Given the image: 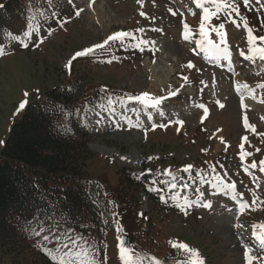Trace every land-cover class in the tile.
Returning <instances> with one entry per match:
<instances>
[{
	"label": "rangeland",
	"instance_id": "rangeland-1",
	"mask_svg": "<svg viewBox=\"0 0 264 264\" xmlns=\"http://www.w3.org/2000/svg\"><path fill=\"white\" fill-rule=\"evenodd\" d=\"M34 1L36 5L32 14L39 24L33 29L31 39L27 40L29 46L23 47L20 41H4L0 45L5 53L0 56V150L30 100L41 98L47 87L68 78L67 65L76 52L102 44L116 32L133 33L134 38L128 37L127 41H134V48L140 43L136 49L145 54L143 61L134 66L124 62L121 66L83 64L81 69L85 70V76L76 78L86 82L98 80L117 89L131 90L135 94L147 92L153 97L166 99L159 108L136 100H129L119 107L89 106L84 113L91 134L87 144L96 157L89 161L88 170L95 177H102L112 197L120 200V188L122 191L124 188L119 168L141 171L163 165L165 168H171L173 164L180 167L185 162L194 163L201 159L203 152L214 157L227 150L225 165L218 169L224 173L225 183L236 184L235 193L228 189L219 193L220 188L215 187L217 171L206 173L198 188L189 185L188 178L193 179L190 173H175V180L170 176L177 187L170 188L169 194L182 193L181 200L187 199L196 215L188 213L170 217L164 212L159 220L155 215L160 226L154 235L157 240L151 238L157 241L153 257L162 264H172L176 259L182 264L188 254L172 247L171 241L196 249L204 264H247V247L253 249L251 255L258 257L253 264H264V251L253 236V225L264 224V204L260 203L264 200V172L259 170V162L264 161V147L258 145V141L264 138V88L259 87L264 84V60L250 58L248 32L241 20V16L246 17L253 23V28L257 26L264 35V0H251L250 8H245L243 0H235L241 16L233 13V18L240 27L231 23L223 12L206 25L211 38L219 42V36L211 32V28L225 23L230 61L209 55L196 44L200 39L199 27L204 12L196 6L195 0H144L143 6L137 0H72L71 4L69 0ZM205 7L214 11L211 3H205ZM78 9L83 11L77 17L75 12ZM243 9L250 13L247 15ZM185 23L193 34L188 41L182 35ZM130 25L134 28L128 29ZM248 25L251 27L249 22ZM241 51L246 52V57L240 54ZM117 55L108 54L111 57ZM190 61L194 68L187 67ZM224 61L230 63L231 69ZM185 76L187 81L183 79ZM245 83L253 93L243 88ZM238 84L240 91H237ZM173 92L177 94L169 95ZM242 97L249 101L242 100ZM24 101L27 104L20 109ZM250 101L256 103L257 109L251 107L253 103ZM221 104L224 107H220ZM199 105L208 109L207 114ZM245 117L256 131L245 126ZM178 121L188 124L189 128L178 129L182 125ZM197 123H205L209 133L196 131ZM242 151L251 155L241 160ZM165 159H169L168 163ZM253 162L257 163L256 168L250 167ZM184 184L188 187H183ZM253 193L260 198L254 205ZM234 195L236 199H233ZM141 197L142 205L131 202L134 207H131L129 217L125 215L126 218L119 221L122 233L116 231L118 219L113 218L114 214L122 216L121 209L117 208L111 214L108 239L112 247L106 249L108 254H118L119 239L124 233L129 234L128 246L132 236L145 239L143 230L146 225L140 218L151 213L154 206L146 195ZM242 200L251 205L243 213L240 209ZM209 202L210 208L203 206ZM249 210L257 218L256 222L251 221ZM166 223L169 224L168 232ZM239 234L247 240V245H240ZM43 235H34L33 240L39 246L43 243ZM94 242L97 259L103 264H122L119 256L110 258L105 254L102 247L105 238Z\"/></svg>",
	"mask_w": 264,
	"mask_h": 264
},
{
	"label": "trees",
	"instance_id": "trees-1",
	"mask_svg": "<svg viewBox=\"0 0 264 264\" xmlns=\"http://www.w3.org/2000/svg\"><path fill=\"white\" fill-rule=\"evenodd\" d=\"M0 5H3L0 7V45L4 41H20L13 37L25 38L23 34L29 25L32 29L38 26L32 14L34 0H0ZM243 10L247 15L250 13ZM249 23L253 28V23ZM253 32L261 36L257 26ZM127 39L123 43L110 41L90 56L73 60L68 78L48 87L42 99L30 102L23 117L13 125L0 150V264H54L33 240L32 230H39L36 220L45 227L58 222L61 232L75 229L92 241L105 238L102 243L105 254L117 258L119 250L117 255L106 251L112 247V243L106 241L109 213L119 208L124 217H129L134 207L131 202L136 201L141 206L143 192L151 196L154 209L140 218L146 225L145 239L132 236L130 247L140 256L153 257L157 246L154 235L160 226L155 215L159 220L164 212L171 217L187 211V208L181 211L177 199L167 195V186L156 180L145 181L130 169L122 168L118 173L124 195L116 203L112 192L103 186V178L95 177L88 170L89 161L96 155L87 144L91 134L83 124L85 108L92 103H108L109 98L113 101L127 99L131 94L108 88L114 86L98 80L86 82L76 77L85 76V70L81 69L83 64L99 67V61H103L113 47L120 48V51L114 49L119 57H113L119 61V66L127 63L134 49V41ZM258 143L264 147V138ZM207 163H217V160L207 159ZM166 227L168 232L169 224L166 223ZM146 262L150 261L144 259L143 264Z\"/></svg>",
	"mask_w": 264,
	"mask_h": 264
},
{
	"label": "snow or ice",
	"instance_id": "snow-or-ice-1",
	"mask_svg": "<svg viewBox=\"0 0 264 264\" xmlns=\"http://www.w3.org/2000/svg\"><path fill=\"white\" fill-rule=\"evenodd\" d=\"M69 3L71 4L72 0H69ZM137 3L143 6L144 0H137ZM205 3H211L212 5H214V11L205 7ZM195 4L198 8L203 9L204 12L203 22L200 24L199 27L200 39L196 41V44L199 46L201 51H204L205 53L215 56L217 58L223 57L224 59L230 61L231 53L229 51V48L227 47V33L225 30V23H220L218 26H212L211 28V32H215L216 35L219 36V42L211 38L210 31L206 27V25L211 22V19L213 17L218 19L219 14L223 12L225 17L228 18L231 23H233L236 27H240V24L233 18V13L236 16H241L239 5L235 2V0H195ZM243 4L245 8H250L251 0H243ZM0 7H3V5H0ZM73 7H75L74 4ZM169 10L171 11V9ZM82 11L83 9H78L75 12V15L78 17ZM140 14L142 16H146V13L144 12H141ZM173 15H175V13H173ZM241 20L243 21L244 28L247 29L248 32V43L250 45L249 52L251 53L250 58L255 59L258 57L264 60V35H254L253 29L248 25L247 18L241 16ZM61 27H63L62 24ZM33 31L34 30L32 29L31 25H29L28 31L24 32L23 34L24 37H31L33 35ZM139 31H143V29H140ZM50 34L51 32H49V35ZM182 35L183 39L186 41L192 38L193 34L191 33V29L189 28V25L187 23L184 24V31ZM126 37H133V33L124 31L116 32L113 35H110L102 44H96L93 47L85 48L82 51L76 52L75 55L68 62L67 67L69 68V71L71 70L72 60H75L79 57L90 56L95 52L96 49L104 48L105 45H108L110 41H120L121 43H123ZM13 38L19 39L23 47L27 48L29 46L25 38ZM257 41H259L260 43L258 44ZM40 42L43 43V39H41ZM221 45H224V47H221ZM135 47L139 48L140 43H137ZM193 51H195V48L193 49ZM4 54V50L0 49V56H3ZM240 54L245 55L243 51H241ZM108 63H111V61H108ZM187 67L194 68L195 65L190 61ZM183 79L187 81L188 77L185 76L183 77ZM240 87L241 86L238 84L237 91H240ZM259 87L264 88V84L259 85ZM243 88H246L249 90L250 93H253V90L246 83L243 85ZM176 94L177 93L173 92L169 95ZM25 95H27V93ZM127 99L139 101L142 104L152 108H159L163 101L166 99V97H153L149 93L145 92L138 96H128ZM114 103L115 101H113L111 98L108 99L109 106L113 105ZM26 104L27 101L22 102L19 106L20 109H23ZM199 107L204 108L205 113L207 114L208 109L205 108L204 105H199ZM220 107H224V105L221 104ZM178 123L183 124V121H178ZM160 126L163 127V125ZM245 126L251 127L252 131H255V128L248 124L247 117H245ZM244 139L247 140V137H244ZM240 147L241 149H243L244 145L241 144ZM257 151L259 150L257 149ZM249 155L251 154L242 151L241 160H244L245 157ZM259 164L261 165L259 170L264 172V161H260ZM192 167V165H187L183 169V171L188 172ZM250 167L256 168L257 163H251ZM213 171H215V167H213ZM245 171H248V167H245ZM166 174L172 176L173 180H175V176L173 175L171 170H166ZM215 179L217 180V184L215 185V187L220 188L221 190L228 189L231 190L233 193L236 192L235 183H225L223 177L219 175H217ZM169 187L176 188L177 184L170 183ZM183 187H188V185L184 184ZM239 195L243 196V193H240ZM173 199L176 198L173 197ZM233 199H236V195L233 196ZM257 200H260V198L256 196L255 193H253L252 204H256ZM165 203H167V201H165ZM260 203L264 204V200H260ZM186 206H191L190 202L187 199L184 200L183 204H177V207H179L181 211H185ZM203 206L210 208L211 203L209 202L207 204H204ZM248 207H251V205H249L247 201L242 200L240 203L241 213H243L245 208ZM141 215L143 214L141 213ZM113 218L115 219V214ZM36 224L39 230L33 229L32 231L36 236H41V234L44 233V235L42 236L43 243L40 244V247L45 252V254L50 257L54 264H103L102 260L97 259L96 243L90 238L85 237L82 233H77L75 229H65L63 232H61L59 230L58 222L50 227H45L44 224L39 220H36ZM257 228H259L260 231H255ZM253 229V236L260 245V249L264 251V224L253 225ZM116 231L118 233L123 232V228L120 225L119 220L116 221ZM170 243L174 248L183 250L185 253L188 254L187 259L183 261L182 264H204L203 259L200 258V254L196 249L190 248L187 244L184 243H175L171 241ZM49 244H51L52 247H48ZM252 251L253 249L251 247L246 248L245 258L247 260V264H253V261L258 259V257L251 255ZM119 257L122 261V264H143L144 259H148L151 264H162V262L157 260L155 257H143L139 254H136L135 250L132 249L130 246L126 245V242L123 239H119Z\"/></svg>",
	"mask_w": 264,
	"mask_h": 264
},
{
	"label": "bare ground",
	"instance_id": "bare-ground-1",
	"mask_svg": "<svg viewBox=\"0 0 264 264\" xmlns=\"http://www.w3.org/2000/svg\"><path fill=\"white\" fill-rule=\"evenodd\" d=\"M248 55V54H247ZM227 65H228V68L229 69H231V66H230V63L228 62V63H226ZM236 83V82H235ZM243 99L242 100H244V101H249L248 100V98H244V97H242ZM250 102H252V101H250ZM253 103V105L251 106L252 108H256L255 106H256V103L255 102H252ZM257 109V108H256ZM219 193H222V191H221V189L219 190ZM237 229H239V228H237ZM257 231H260V230H257ZM241 233V232H240ZM243 238V236L241 235L240 236V234H239V242H240V245L242 246H245V245H247V240H244V238ZM250 241H252L253 242V240H250ZM254 242L256 243V241L254 240ZM258 244V243H257Z\"/></svg>",
	"mask_w": 264,
	"mask_h": 264
},
{
	"label": "water",
	"instance_id": "water-1",
	"mask_svg": "<svg viewBox=\"0 0 264 264\" xmlns=\"http://www.w3.org/2000/svg\"><path fill=\"white\" fill-rule=\"evenodd\" d=\"M128 238H129V236H128V235H124V238H123V240L126 242V244H127V242H128Z\"/></svg>",
	"mask_w": 264,
	"mask_h": 264
}]
</instances>
